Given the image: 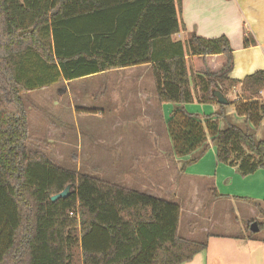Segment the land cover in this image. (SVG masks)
<instances>
[{"label":"trees","instance_id":"trees-1","mask_svg":"<svg viewBox=\"0 0 264 264\" xmlns=\"http://www.w3.org/2000/svg\"><path fill=\"white\" fill-rule=\"evenodd\" d=\"M180 2L0 0V264H185L206 248L179 237L178 205L62 169L28 151L22 96L54 81L41 70L39 80L46 82L33 85L29 54L67 83L150 65L158 103L181 107L167 125L181 173L205 155L207 138L217 161L235 166L242 178L264 170V137L257 140L247 124L264 117V71L231 80L233 51L225 36L174 41L184 31ZM237 86L246 103L228 105L245 116L243 124L230 122L224 106L208 116L182 108L217 105L214 90L226 97ZM68 186L66 199L51 201Z\"/></svg>","mask_w":264,"mask_h":264},{"label":"crops","instance_id":"crops-1","mask_svg":"<svg viewBox=\"0 0 264 264\" xmlns=\"http://www.w3.org/2000/svg\"><path fill=\"white\" fill-rule=\"evenodd\" d=\"M178 17L184 31L173 36L174 41L184 42L190 34L208 40L225 36L229 40L233 51L231 80L242 81L246 76L264 71V0H181ZM27 56L31 58L30 54ZM118 72L121 74L112 75ZM100 75H111L110 80L103 85V91L107 93L113 88L112 95L118 97L116 101L111 98L118 107L113 118L115 129L130 122L132 129L139 134L152 135L150 124L153 118L165 120L181 109L180 106L158 103L150 65L109 71L86 79ZM239 88L237 86L229 90L237 96H234V101L246 103L239 95ZM104 100L102 106L107 108L109 102L106 97ZM182 108L189 114L208 116L215 114L219 105L194 102ZM235 109V104L227 107V117L233 123L243 124L245 116L238 115ZM139 120L141 125H137ZM221 124V120H218V130H222L224 125ZM247 124L257 140L264 137V117L258 124L251 121ZM207 141L210 146L205 155L182 173L178 158L174 153L170 155L173 147L169 141L165 149L159 143L143 145L146 147L141 149L144 153L142 158L131 156L121 148L120 155L125 158L131 156L129 164L135 169L130 172L136 175L130 179H136V184L128 180L114 184L179 206V237L206 245V250L185 264H202L209 260V237L216 239L217 244L221 238L233 239L236 250L232 258L242 259L240 264H264V228L248 235L249 223H256L257 227L264 224V170L242 178L235 166L222 165L217 161L216 148L210 144L209 138ZM120 159L121 156H118L117 161ZM96 179L111 183L102 177ZM214 194L221 197L217 198ZM202 236L207 239H202ZM216 240L212 243L215 244ZM225 259H230L228 254Z\"/></svg>","mask_w":264,"mask_h":264},{"label":"rangeland","instance_id":"rangeland-1","mask_svg":"<svg viewBox=\"0 0 264 264\" xmlns=\"http://www.w3.org/2000/svg\"><path fill=\"white\" fill-rule=\"evenodd\" d=\"M27 61L30 65H33V67H28V72L35 87H39L43 82H46L39 80L37 72L41 70H45V74L52 77L51 80H54L46 87L38 88L22 96L29 125L27 140L29 152L44 154L50 162L62 169L95 178L102 177L114 184L123 180L135 182L136 179H130V177L136 175L130 172L135 167L130 166V160L128 159L131 156L141 157L144 154L141 149L146 147H143V145L159 143L161 148L165 149L167 141L171 142L167 130L168 122L173 121L171 117L165 120L153 118L150 124L152 135L139 134L132 129L130 122H125L122 128L115 129L113 126L115 119L113 118L118 107L115 103H112L111 98L116 101L118 97L112 95L113 88L107 93L103 89V85L110 80L111 75L84 78L69 84L62 82L56 76L53 68L46 69L37 60L31 58ZM113 74L117 75L121 72ZM239 91L240 97L243 96L241 88H239ZM226 93L229 102L233 103L234 96L237 97L234 95V91L227 90ZM102 96H104V99L106 97V101L109 102L107 108L102 106L103 101L105 102ZM261 98H264V93L261 94ZM229 106L233 105L224 106V115L232 122L225 111ZM219 120H221V125H224L222 119ZM139 121L137 125H141L142 122ZM145 123L147 125V122ZM222 129H224V126H222ZM207 143L209 144L208 141ZM121 148L127 150L131 156L125 158V156L120 155ZM172 153L174 151L170 155ZM118 156H121L120 163L117 161ZM123 177L125 179H122ZM248 235L253 234L248 232ZM202 239H205V237L202 236ZM207 240L211 243L208 247L209 260L202 264H240L242 262L240 258L235 260L232 258L236 250V243L233 239L221 238L218 239V244L213 237H209ZM215 240L216 242L213 244L212 242ZM227 249L231 251L227 252ZM227 254L230 259L226 261ZM75 255L77 259L80 258L78 249Z\"/></svg>","mask_w":264,"mask_h":264},{"label":"water","instance_id":"water-1","mask_svg":"<svg viewBox=\"0 0 264 264\" xmlns=\"http://www.w3.org/2000/svg\"><path fill=\"white\" fill-rule=\"evenodd\" d=\"M212 96L216 99L218 105H220V106H227L228 105L229 101L221 92L214 90L212 92ZM69 189H70L69 186L66 187L63 192H61L60 194H57L56 196H53L51 198V201L55 202L59 199H66L69 196ZM249 230L252 233H258V231H259L256 223H252L249 227Z\"/></svg>","mask_w":264,"mask_h":264},{"label":"built area","instance_id":"built-area-1","mask_svg":"<svg viewBox=\"0 0 264 264\" xmlns=\"http://www.w3.org/2000/svg\"><path fill=\"white\" fill-rule=\"evenodd\" d=\"M76 214H77V213L70 212V213H69V217H71V218H72V217H75V216L77 217V215H76Z\"/></svg>","mask_w":264,"mask_h":264}]
</instances>
